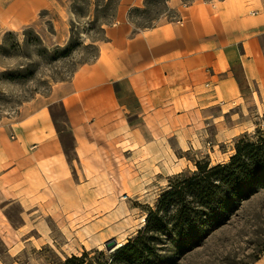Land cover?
I'll use <instances>...</instances> for the list:
<instances>
[{
  "label": "rangeland",
  "instance_id": "obj_1",
  "mask_svg": "<svg viewBox=\"0 0 264 264\" xmlns=\"http://www.w3.org/2000/svg\"><path fill=\"white\" fill-rule=\"evenodd\" d=\"M192 1L63 0V20L41 17V26L1 29L0 133L9 144L22 141L18 127L46 115L73 182L64 199L52 188L55 172L50 185L33 179L30 191L20 188V199L0 196V264H126L127 253L116 258L123 246L107 250L105 243L128 244L139 235V250H146L128 264H264V100L247 94L246 108L226 124L170 114L167 132L154 130L152 138L140 129L136 135L131 128L94 130L92 118L75 134L63 103L47 99L95 61L107 28L123 24L140 33L178 19ZM237 146L251 150L262 169L251 165L250 177L232 176L231 169L201 177L197 164L206 172L227 165ZM120 171L129 172L125 184ZM199 178L182 196L162 201L184 180ZM152 214L147 225L143 218Z\"/></svg>",
  "mask_w": 264,
  "mask_h": 264
},
{
  "label": "crops",
  "instance_id": "obj_2",
  "mask_svg": "<svg viewBox=\"0 0 264 264\" xmlns=\"http://www.w3.org/2000/svg\"><path fill=\"white\" fill-rule=\"evenodd\" d=\"M62 2L0 0V31L41 26V17L63 20L68 6ZM130 33L123 24L107 28L95 61L79 67L59 93L47 97L63 103L75 134L92 118L94 130L131 128L136 135L140 129L153 138L154 130L167 132L170 114H184L204 126L213 120L226 124L246 108L247 94L264 100V0H194L180 9L178 19ZM79 78L84 83L77 87ZM93 110L97 115L89 116ZM39 118L18 127L22 141L9 144L0 133V196L5 200L23 197L19 189L30 191L33 179L50 185L54 172L51 185L58 198H67L72 187L67 157L50 132L53 123L46 115ZM84 144L76 135L82 154Z\"/></svg>",
  "mask_w": 264,
  "mask_h": 264
},
{
  "label": "trees",
  "instance_id": "obj_3",
  "mask_svg": "<svg viewBox=\"0 0 264 264\" xmlns=\"http://www.w3.org/2000/svg\"><path fill=\"white\" fill-rule=\"evenodd\" d=\"M236 150H237V156L233 157L229 164L223 165V166L219 165L217 167H214V168H212V171H210V172H206V170L202 169V166L197 164V166H198V168L200 170V173L202 174L201 177H203V179L204 178H209L211 175H213V174H215V173H217V172H219L221 170H225V169H231V175L232 176H237V177L246 176L247 177L249 175V177H250L251 175H250V172H249L248 168L251 165L253 167L256 166V170L257 169H262V167H263L262 164L258 163L257 161H254L253 157L249 156L250 153H251V150H248L246 153L245 152L242 153L243 149H241L239 146H237ZM246 156H247V158L250 157L248 159V162H242L243 160H241V158L246 157ZM198 180L197 181L196 180H184L181 184H179L180 186H178V187L175 186L174 187V191L168 192L162 198V201L166 200L167 198H169L171 196H182V191L184 190L185 186H189L190 187L192 185L199 184L201 178H199ZM152 216H153V214L151 216L148 215L146 217L147 225H149V222H150V219H151ZM141 237L142 236L139 235L138 237L130 240L128 244L123 245V247L117 252L116 258L118 259L120 256L125 255L127 253V258H126V260L124 262L126 264L131 263L134 260V258L139 255V251H140V253H142L143 251L146 250V249H142V250L140 249L139 250L138 242L140 241ZM83 255L85 256V254H83ZM71 259H75V260H79V261L81 260L77 256H72ZM116 260H115V262H116ZM112 262H113V259H112L111 263Z\"/></svg>",
  "mask_w": 264,
  "mask_h": 264
},
{
  "label": "bare ground",
  "instance_id": "obj_4",
  "mask_svg": "<svg viewBox=\"0 0 264 264\" xmlns=\"http://www.w3.org/2000/svg\"><path fill=\"white\" fill-rule=\"evenodd\" d=\"M84 80H81V78H79L78 79V81L76 82V86L78 87H80L81 85H83V82ZM59 91V89H57V92ZM59 93V92H58ZM102 101V100H101ZM101 101H98V102H100L101 103ZM65 103H66V105L67 106H70V100H66L65 101ZM96 102H94V104H95ZM97 113V111H92V113H90V115L89 116H91V115H97L96 114ZM107 141H110V143L111 142H113L114 141V138H111V139H108ZM109 145H112V144H109ZM100 154L102 155V156H104V153H103V149L101 148L100 149ZM118 175H119V179L122 181V183L123 184H125L124 182L126 181V179H128L129 178V172H126V171H120L119 173H118ZM143 221L144 222H146V217H144L143 218ZM123 245H125V241H118V243H117V245H116V247H114V249L113 250H115V249H117V248H119V247H122Z\"/></svg>",
  "mask_w": 264,
  "mask_h": 264
},
{
  "label": "water",
  "instance_id": "obj_5",
  "mask_svg": "<svg viewBox=\"0 0 264 264\" xmlns=\"http://www.w3.org/2000/svg\"><path fill=\"white\" fill-rule=\"evenodd\" d=\"M116 245H117V242L115 240H111V241L105 243V247L107 250H111Z\"/></svg>",
  "mask_w": 264,
  "mask_h": 264
}]
</instances>
